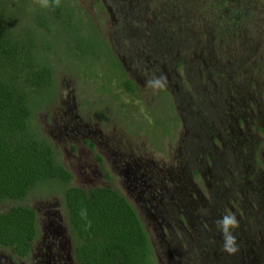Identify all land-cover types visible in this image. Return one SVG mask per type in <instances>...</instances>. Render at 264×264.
<instances>
[{"label": "rangeland", "instance_id": "1", "mask_svg": "<svg viewBox=\"0 0 264 264\" xmlns=\"http://www.w3.org/2000/svg\"><path fill=\"white\" fill-rule=\"evenodd\" d=\"M68 1L94 28L96 54L48 33L51 84L29 120L68 185L123 194L155 264H264V0ZM161 74L168 85L153 90ZM61 190L28 191L19 203L36 235L24 257L0 246V264H75ZM229 212L234 255L216 226Z\"/></svg>", "mask_w": 264, "mask_h": 264}, {"label": "trees", "instance_id": "2", "mask_svg": "<svg viewBox=\"0 0 264 264\" xmlns=\"http://www.w3.org/2000/svg\"><path fill=\"white\" fill-rule=\"evenodd\" d=\"M27 4L0 0V201L14 202L0 211V246L17 257L28 254L36 215L19 202L32 187L59 181L75 264H155L146 230L126 197L109 186L68 185L70 173L31 127L32 111L52 79L48 33L62 29L83 55H95L98 42L90 39L89 20L83 21L68 0L56 8H42L36 1L28 9ZM122 85L133 91L126 80ZM94 157L103 171L101 158Z\"/></svg>", "mask_w": 264, "mask_h": 264}, {"label": "clouds", "instance_id": "3", "mask_svg": "<svg viewBox=\"0 0 264 264\" xmlns=\"http://www.w3.org/2000/svg\"><path fill=\"white\" fill-rule=\"evenodd\" d=\"M37 3L42 8H56L61 4V0H37ZM148 86L153 90H163L168 85L167 77L163 74L154 76L151 80L147 81ZM216 226L220 231L223 241V251L228 255H234L239 251V244L237 241L236 230L240 227V222L234 213L224 214L218 221Z\"/></svg>", "mask_w": 264, "mask_h": 264}, {"label": "flooded vegetation", "instance_id": "4", "mask_svg": "<svg viewBox=\"0 0 264 264\" xmlns=\"http://www.w3.org/2000/svg\"><path fill=\"white\" fill-rule=\"evenodd\" d=\"M150 195L152 196V195H153V192H152ZM157 198H158V197H157ZM157 198H156V199H157ZM156 199H152V201H155Z\"/></svg>", "mask_w": 264, "mask_h": 264}]
</instances>
